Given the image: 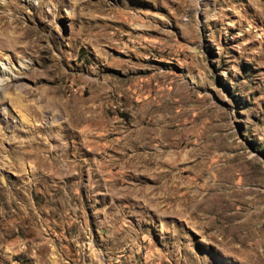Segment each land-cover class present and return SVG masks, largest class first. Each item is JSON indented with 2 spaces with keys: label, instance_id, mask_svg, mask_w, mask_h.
Returning a JSON list of instances; mask_svg holds the SVG:
<instances>
[{
  "label": "rangeland",
  "instance_id": "obj_1",
  "mask_svg": "<svg viewBox=\"0 0 264 264\" xmlns=\"http://www.w3.org/2000/svg\"><path fill=\"white\" fill-rule=\"evenodd\" d=\"M0 68V264H264V0H0Z\"/></svg>",
  "mask_w": 264,
  "mask_h": 264
},
{
  "label": "bare ground",
  "instance_id": "obj_2",
  "mask_svg": "<svg viewBox=\"0 0 264 264\" xmlns=\"http://www.w3.org/2000/svg\"><path fill=\"white\" fill-rule=\"evenodd\" d=\"M19 39V38H18ZM6 74V71L0 68V76H4ZM7 77V76H6Z\"/></svg>",
  "mask_w": 264,
  "mask_h": 264
}]
</instances>
